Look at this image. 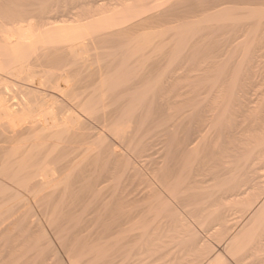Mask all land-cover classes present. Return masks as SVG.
I'll return each mask as SVG.
<instances>
[{
	"label": "bare ground",
	"instance_id": "1",
	"mask_svg": "<svg viewBox=\"0 0 264 264\" xmlns=\"http://www.w3.org/2000/svg\"><path fill=\"white\" fill-rule=\"evenodd\" d=\"M0 1H4V0H0ZM6 1L7 0H5V3H6ZM8 1H10V0H8ZM90 1H88L87 6H90L89 5ZM101 1H105V0H94V1H91L90 4L97 6V5H99V3ZM132 1H135V0H132ZM147 1L149 2V0H147ZM81 2H82V0H81ZM107 2H108V0H107ZM118 2H120V1H118ZM130 2H131V0H130ZM1 3H4V2H1ZM5 3L3 4V6L5 5ZM7 3L10 4V2H7ZM7 3H6L7 6L6 5L4 7L0 6V217H1L2 213H6V212L8 213L12 209V207L16 206L17 202L19 203V200H17V201H15L16 202L15 205H14L15 202L12 204L13 206L10 205V203L12 201H14L17 197L23 196L21 194L19 195V191L21 189H23L26 192H28L29 195H31L33 197V200L31 197V200L36 202V206H37V204H39L40 206L42 204L43 207L45 208L46 213L44 215V218L46 216V219H45L46 221L48 218L47 223L50 224L52 231L54 232V235H56L57 239L61 243L59 248L62 246L64 248V251L67 253V255L70 259L69 260L70 264H84L86 262V259L88 260L87 257H90V256L92 257L91 258L92 263H89V264H120V261L117 260V258H118V256L121 257V255H120L121 251L127 250V247L129 249H131V246L132 245L134 246V244H136V242L139 239L141 240L143 238L144 239L148 238L147 234L149 235V232L151 230V225H152L151 221L156 222L154 220H158L157 218H160L159 216L164 214V210L166 211V209L169 206L167 207V203H166L165 199L164 200L162 199L164 196L163 197L160 196V193L158 191L159 188L155 189V190L154 189L151 190V188H150V190L147 194H145L147 192L146 191L147 189H145L146 192H144V194H145L144 198H145V200L146 199L154 200L152 205L150 206V204H149L150 207L148 206L150 212H152V213L154 212V215H156L152 219L150 218V215H149L150 213L149 214L147 213L148 215H146V214H143L144 213L143 211H141V212L140 211L139 212L138 211L137 212H134V211L129 212L128 211L127 214H121V212L115 210L114 208H112V209H114L115 211H108L105 208V207L109 206V204L108 205L105 204L106 200L104 202V200H103L104 198L102 195L103 190H104V192H108L107 190L105 191L106 188L104 189V185L106 186V184H107V181H106V184H104L107 176L103 175V172H102V174H98V171L96 173L98 175L92 176V174H94V173H92L91 170L89 169L90 165L89 166H88V164L84 165V163H83L84 159L83 160L80 159L81 161L79 160L80 156L82 155V152L88 153L93 149L91 145L88 146L87 143H85L83 141L82 137H87V134H85V132H84L86 130V127H85L86 123L84 124L85 121L82 117L83 115H80L79 112L81 114L84 113L87 116L94 118V120H96V121H98V123L102 124V126L104 128L105 127L108 128V130L111 131L110 134L114 133L113 134L114 136H118L119 138L121 137L120 140H122V141H123V139H126V140L128 139L132 144L133 141L137 140L136 136H138V135H135L137 133V131L140 129L143 131V128H146L144 126L145 125L148 126L149 122L151 125V121L155 117L159 116L162 113V112H160L161 110L163 111V109H164L166 112V110L167 111H168V109L171 110L174 106H178V105L182 104L185 107L181 106L179 109L177 107H175L176 109H173L174 110V111L172 110L173 112L170 111L171 113L168 111L167 112L168 114L163 112V113H165L164 114L165 117L162 116L163 118L160 121L158 119L161 117L160 116L157 117L156 119L159 121V123L157 120L154 121L157 124V126L155 125L156 127L154 126V128H155L154 131L155 132L157 131V133H159L158 129H161V131L162 130L165 131V129L169 131V128L170 127L172 128V126L175 125L174 123L177 124L178 121H182L180 119L184 115H187L188 113L189 114L195 113V115L197 114V119H194L195 120L194 131H195L196 135L199 133L203 134V131L206 130V128L208 130L207 126H209V129H210L209 131L214 130L212 132L215 133V135L217 133L220 134V132H217V130H218L217 126L220 125L219 130L221 131V127L225 126V124H223L224 122L222 123V121H225L227 118H229V116L226 117L227 115L234 113V114H236V119L239 120L240 118L247 117L246 114L252 113V112L249 113L250 111L253 110V107H251V105L253 106L255 103H257L259 105V102L260 103H261V101L264 102L263 101L264 98L262 99V97H261V96L264 97V95H263L264 92L261 94V92L264 89H263V86H262L263 90L260 88V86H261L260 82H259V80H257L258 74L254 70L255 69L254 62L256 60L258 61V59H261L262 57H264V43H263L264 42L263 41L264 40V37H263L264 31L262 32L263 22H264V21H262V17L264 16V8L261 7V6H264L263 0H194V2H193L194 4H192V2H191V4H192V6L194 5V7L196 6L197 8L196 9L193 8L194 10L191 12L192 16L190 15V17H186V18L183 15L184 13L182 14L183 11H181V10H180V12L178 11L179 8L177 10L173 9L172 11L170 8H168L166 10L157 12L156 8L158 10L159 8L164 9V7H160L159 5H157L158 3H155V5H157L156 7L151 8V6H150V8L148 7L149 9H147L146 11L140 10V11H142V12H140V11H136L135 8L134 9L127 8L128 5L126 6L125 2H124V4H122V3L121 4L125 5V8H120L117 11L110 10V8H109L108 11L109 12L111 11V13L107 12L106 15H104V14L107 11V9L106 10L104 9L105 12H102V15L95 13V14H98V16L101 15L102 17L100 16L101 17L100 18V17L95 16V17H97L96 20H94L90 23L89 22L88 23H78V21L76 23V21H75V24L65 25V26H56L57 25L56 24L55 27H52V28H50V26H52L54 24L51 25V23H50V24H48L49 28H47V29H45V27L47 26V23L45 25L42 22H45L46 20H48L50 22V20L55 19L56 16L55 17L48 16L51 13H47L48 11H46V9H45V12L47 14L45 12H42L43 11L42 10L41 12L45 13V14L35 15L34 14L35 12L24 13L22 11L15 10V8L13 10V8L9 7V5ZM56 3H57V1H56ZM109 3H111V2H109ZM101 4H103V2L100 3V6H101ZM204 4L205 5L207 4V6L204 7ZM62 5H64V4H62ZM82 5L83 4H81L80 0H79V4H77V3L72 4V2H71V6H69V8H68L69 10L60 8L61 6L59 7L60 10H58L59 8L56 6L55 7L57 9L56 8L55 9L57 10L58 15H61V16L64 15L65 16L67 11L70 12L76 6H82ZM177 5H176V7H177ZM129 6H131V4H129ZM120 7H121V5H120ZM184 7L185 6H183V8ZM188 7H190V6H188ZM201 7L204 9L203 10L201 9V11H199L198 8H201ZM81 8H83V6L80 7V9ZM95 8H98V7H95ZM76 9H78V7ZM98 9L101 10V7ZM111 9H112V7H111ZM72 13H73V11H71V14ZM88 13H90V12H88ZM199 14L202 16H200ZM52 15H55V14L52 13ZM66 15H68V14H66ZM79 15H81V14H79ZM79 15H78V17H80ZM186 15L189 16L188 14H186ZM72 16H74V14ZM75 16H76V14H75ZM103 16H105V17H103ZM174 17L184 18L182 20H185V19L190 20V18H193L194 20H192L190 22L185 21L186 23H183L177 27H174V28H171L168 30H151V31L147 30L149 28V25L152 26L154 22L162 23V21L164 19L171 21V18H174ZM71 18H74V17H71ZM92 19H93V16H92ZM34 20L35 21L38 20L36 22H41V23H39V25H37V23L34 24L35 23ZM59 20H60V18H59ZM90 20H91V18H90ZM174 20L175 19H173L172 21H174ZM176 20H180V19L177 18ZM246 20L247 21L251 20L252 22L245 23ZM243 21H244V23H243ZM25 22H26V24L28 23L27 26L23 25V23H25ZM174 24H176V23H174ZM238 25L242 26L240 31L237 30L238 32L228 39V43H229L228 47L230 49L231 48L232 49L235 48L236 50L239 48L244 49L243 46H245L244 52L241 51L242 52L241 53L240 49H239V51L237 50L238 55L240 53L241 54L239 56V59L237 56L238 61H236L235 66L233 68L235 74L233 72H231L234 75L225 76V74L223 72H219L218 74L215 73L214 75H216V76H214V77L212 76L213 77V78L211 77L212 79L208 78L209 76L208 77L205 76V78H207L206 80L209 81V83H208V81H206L207 82V84H206L204 82V77L202 79V75H200L201 72L206 71V69H204L203 66L202 67L200 66V64H201L200 61H199V65L196 66V64H193V63L191 64L189 61H187V58L185 59L186 62H184L185 60H183L185 58L183 55L184 52L191 45L190 39H193V38H195V36L202 35L208 31L214 32V30L216 31V30H220V29H224V28L226 29V27L228 28L230 26H238ZM168 31H171V33L174 32V33H172V35L170 33L171 36H169L170 38H168V40L161 39L162 41H160V42L155 41L157 38H163V37L165 38V36L168 34L167 33ZM212 33H210V34H212ZM214 34H215V32H214ZM204 39H206V38H204ZM107 40H113L115 42V44H113V45L110 44L111 46L110 45L106 46L105 43L107 44V42H106ZM221 40H223V39H221ZM213 43H210V44H213ZM223 43H224V41H223ZM204 44H203V46H204ZM219 46H220V44H219ZM215 47H216V45H215ZM106 49H108V50L110 49V51L108 52ZM101 50H105L107 52V54L104 51L103 52L105 54L104 53L100 54V52H102ZM190 50L188 52H190ZM236 50H234V52H236ZM93 51L95 54L100 51L99 52L100 56H99V54L98 55L96 54V56H98L97 58L95 57L96 60L94 62V64L96 65V68L91 70V67H93L94 64L92 62H91L92 64L90 63L89 58L91 57V53ZM226 52H224V53H226ZM154 53L160 54L158 56H162V55L164 56V58L166 60L165 61L166 62L165 68L159 69V64H160L159 61H158V63H159L158 68H156V69L154 67V66H156L155 64H153L151 66V68L147 69V67H149V66H147L145 68L143 65V64L146 65V63H142V64H140L141 62L139 63V60L144 58L145 56L147 57L145 59L149 60V58H152V56L155 55ZM146 54H149V55L147 56ZM186 54H188V53H186ZM218 54L220 55V53H218ZM139 57H142V58L139 59ZM187 57H189V56H187ZM164 58H163V60H164ZM143 61H146V60H142V62ZM224 61H226V60H224ZM211 62H213V60ZM175 64H178L177 67ZM256 64H258V63H256ZM148 65H149V63H148ZM174 65H175V67H174ZM208 66H209V64H208ZM152 67H154V68H152ZM172 67H174V69H172ZM260 67H261V65H260ZM89 69H90V71H89ZM222 70H223V68H222ZM228 70L229 69H227V72H228ZM209 71H211V70H209ZM216 71L217 70H215V72ZM192 72L194 74H195V72H197V73H199V75H197V73H196L195 74L196 76H195L194 74H191ZM260 72H263V71H260ZM204 73H206L205 75H207V72H204ZM209 73L210 72H208V74ZM242 73H244V74H242ZM191 75H194V76H191ZM263 79H264V77H263ZM192 81H194V83H192ZM195 81H196V85H195ZM180 82H183V84H181ZM185 82H187V83L185 84ZM224 84L228 85L226 87V91H228L227 93L225 90H223ZM258 85H260V86L258 87ZM161 89L163 90L162 94L159 93L160 94V96L158 95L159 98L155 99L156 93L159 92ZM255 89H257V90L261 89L262 91L256 90L257 94H255V92H254ZM50 92H53L55 94L60 95L63 98V100L58 99V97H56L53 94H50ZM258 92H260V93H258ZM260 94H261V96H260ZM253 95L256 97L259 95L260 99L258 97H257L258 99L256 97L253 98ZM193 99H194V101L195 100L200 101L201 104L203 102L202 107L199 109L197 108V106L199 107V104L194 105V107H196L198 110L197 109L195 110V108H192L193 102H194ZM256 99L259 101L256 102L257 101ZM190 100L192 101L191 102L192 105H190V106L188 105L189 106L188 107L186 105V103L188 102V104H189ZM194 103H196V102H194ZM256 107L257 106H254V110H253L254 112L253 113H256L257 111H259V113H260V110H257V111L255 110ZM260 108H262L261 113H260L261 115L257 112L259 114V116L257 117V115H256L257 113L255 114V116L257 117L256 120H249L248 121L247 119H244L243 122H241V123L239 122V125L235 126V129L233 128L234 126L232 127L234 129V131L229 126L232 132H235L237 130V127H239L238 132L242 131L241 134L246 132V134L248 135L250 133V135L248 137L250 139L248 141L246 140L245 145L248 144L250 147H253L254 149H257V147L260 148L261 144H263V142H264V103H262L260 105ZM77 111H79V112H77ZM213 112H215V113H213ZM209 113H210L211 117H213L212 116L213 114L216 115V118L213 117V119H212V120H214L213 121L214 123L212 122L211 119H210L211 120L210 122H212V123L209 122V118H210L208 116ZM155 115H157V116H155ZM161 115H163V114H161ZM188 115H187V117H188ZM89 117H87V118H89ZM237 117H240V118H237ZM252 118H254V116ZM184 119H186V118L184 117ZM206 119L210 123V124L208 123L209 125L207 124ZM236 119H235V121H237ZM91 120H93V119H91ZM189 120H187V121H189ZM241 120L242 119H240V121ZM187 121L185 122V124L187 123ZM205 121H206V123H205ZM237 123H238V121H237ZM180 124H182V123H179V125ZM234 124L236 125V123H234ZM222 125H224V126H222ZM182 126H184V124ZM148 128H150V127H148ZM178 128H179V126H178ZM215 130H216V132H215ZM224 130H225V128H224ZM107 131H106V133H107ZM144 131H146V130H144ZM179 131H180V129H179ZM86 132L89 133V130ZM151 132H149V133H151ZM191 132L193 133V131H191ZM212 132H210L209 134H211ZM223 132H225V131H223ZM238 132L236 133V135L240 134ZM77 133H79V134H77ZM95 133H97V132H94L92 134V136ZM227 133H229V132L227 131ZM155 134L156 133H154V135ZM195 134L193 133V136ZM204 134H205V132H204ZM209 134L204 135V137H203L204 141H205V138L207 139V137H208L207 135H209ZM229 134H232V133L230 132ZM229 134H228V136H231ZM244 134H243V136L246 135V134L245 135ZM88 135H90V134H88ZM97 135H98V133H97ZM232 135H235V133ZM74 136H75V139H76V136H81L80 139L83 142H80L77 139L78 142L82 143L81 146L74 147L73 150L70 149V150H72L71 152L68 151L69 153L67 155H65L61 159L60 158L58 159L56 157V154L58 152H60L62 150H66L67 147L69 149L70 146H68V145L75 144V142H74L75 140L72 141ZM146 136H147V134H146ZM181 136H183V135H181ZM191 136L186 140H184V139L182 141L178 140L179 143L176 142L178 144V147L181 148L180 152L182 154L179 152L180 156L183 154L184 155L186 154L185 156H187L186 160H187L188 164H183V166H181L177 170H174L173 172L168 171L163 176L161 174L162 177L160 175H158V177L152 178V179H154V181H156V179L158 180L159 177H161L159 179L160 181H158V182H160L162 184L163 188H165L167 191H169L171 196H173L175 199L177 198V200L179 199L180 202L182 203L183 207H187L184 205H188L189 204L188 200L190 198L194 197L195 192H196L194 190V187H196L194 184H196V183L200 184L201 181H199L197 179V177L199 175H201V174H199L200 171L205 169V167H206L205 165H207V163H206L203 167V165L200 166L198 164L199 163V161H198L199 155L201 156V154H202V156H203V154L207 151V147L204 146L205 144L207 145V141L205 144H203L204 143L203 142V143H199L197 146L196 142L198 143V141H197L198 137L194 136V138H193V136H192V138H191ZM235 136L233 137L234 140H235ZM238 136L240 138V135H238ZM108 137L109 136H107V138ZM226 137H227V135H226ZM119 138H117V140ZM200 138L201 137H199V139ZM229 138L230 137H228L227 140H230ZM175 139H177V138H175ZM212 139H213V137H212ZM84 140L86 141L87 139L84 138ZM117 140L115 139V141H117ZM144 140H146V139H144ZM171 140H172V138H171ZM216 140H217V138H216ZM143 141H141V142H143ZM211 141H210V143H211ZM78 142H76L77 145H79ZM86 142H90V141H86ZM100 142H102V141L100 140ZM173 142H175V141H173ZM92 143H94V142H92ZM171 143H172V141H171ZM237 143H238V140H237ZM103 144H104V142H103ZM134 144H132V145H134ZM137 144L140 145V143H137ZM202 144H203V146H202ZM242 144H243V142H242ZM242 144H240V145H242ZM248 145H246V146H248ZM73 146H75V145H73ZM143 146H145V145H143ZM156 146H154V148ZM175 146H176V144L174 143V147ZM96 147L94 148V150L96 149ZM104 147H106V146H104ZM234 147H236V146H234ZM262 147L264 148V145H262ZM127 148H128V146H127ZM230 148H231V146H230ZM240 148H241V146H239V149ZM82 149H84V150L82 151ZM175 149H178V148H175ZM201 149H203V150H201ZM247 149H249V148H247ZM254 149H253V151H254ZM79 150H81L82 152H80ZM100 150L102 151V149H100ZM204 150H206V151H204ZM212 150L213 149H211V151ZM116 151H118V150H116ZM119 151H118V153H119ZM214 151H216V150H214ZM256 151L258 152L259 150L257 149ZM108 152H107V154L111 153L110 155L114 156V161L120 157V154L117 155V153L113 149H111V151L109 153ZM199 152H201V153L199 154ZM227 152H230V151H227ZM235 152H236V150H235ZM260 152H262V149H260ZM260 152H258V153H260ZM253 153L256 154L255 151ZM101 154L98 153V155H101ZM103 154H104V152H103ZM210 154L213 155L215 153L210 152ZM234 154H236V153H234ZM252 154L250 155L251 157H252ZM261 154L260 155L258 154L259 156H261V160H260L261 166H259L257 168H259L258 171H260V172L262 171L263 173L262 172H261V174L259 173L260 175L258 176L256 171H254L256 168H254L253 171H254V173L257 174L255 178L259 177L260 179H263L261 181H264V171L262 170V169H264V166H263L264 165V153H261ZM110 155H108V156H110ZM148 155H150V154H148ZM241 155H242V153H241ZM258 155H257V157H258ZM146 157H147V155H146ZM165 157L166 156H164V158ZM209 157H211V156H209ZM217 157H219L218 153H217ZM237 157H234V158H237ZM122 158H124V156ZM144 158H145V156H144ZM240 158H242V157H240ZM244 158H245V156H244ZM97 159H98V157H97ZM168 159L170 160V158H167V160ZM86 160L88 162V158ZM109 160H110V158H109ZM165 160H166V158H165ZM257 160L259 163V159H257ZM62 161H64V164H59ZM123 161H124V159H123ZM123 161L121 163H123ZM125 161H127V160H125ZM195 161H198V163L195 164ZM206 161H207V159H206ZM245 161H247V160H245ZM248 161H249V159H248ZM203 162H205V161H203ZM253 162H254V160H253ZM81 163H83V164H81ZM200 163H201V160H200ZM221 163H220V166L222 167L223 164H221ZM254 163L258 164L257 161ZM254 163L252 165L253 167H254ZM260 163H259V165H260ZM226 164H227V166H230L232 163L230 164V162H229V165H228V163H226ZM246 164H247V162H246ZM96 165H97V163L95 164V166ZM106 165H105V170H107ZM246 166H248V164ZM246 166H244V167H246ZM232 168L233 167H231L229 169H232ZM250 168H252V167H250ZM213 169H214V167H213ZM229 169L227 170V167H226V170L231 172L232 170H229ZM235 169H236V167H235ZM95 170H97V169L95 168ZM121 170H122V168H121ZM132 170L134 171V169H132ZM208 170H211V169H208ZM114 171L116 172V170H114ZM223 171H225V170H223ZM233 171H234V169H233ZM137 172H138V170H137ZM153 172H151L150 174H152ZM230 172H228V173H230ZM99 173H100V171H99ZM160 173H161V171L157 174H160ZM108 174H109V172H108ZM222 174H223V172H222ZM224 174H226V172H224ZM116 175L118 176V172L116 173ZM138 175H139V173H138ZM243 175H244V173H243ZM112 176H114V175H112ZM129 176H130V174L128 175V177ZM235 176H233V177H235ZM229 177H231V176H229ZM109 178L107 177V179H109ZM210 178H212V177H210ZM227 178L224 179L225 180L224 183L226 181H229V182H227L225 185L229 184L230 181L231 182L234 181V180L233 181L230 180L229 178L227 180ZM235 178H237V177H235ZM235 178H233V179H235ZM238 178H239V176H238ZM241 178H242V176H241ZM255 178L253 180H255ZM222 179H223V177H222ZM134 180H133V182H134ZM141 180H143V178H141ZM215 180H218V179H215ZM251 180H250V182H251ZM237 181L240 183L241 179H239ZM147 182H146V185L148 186ZM206 182H207V180H206ZM220 182H221V180H220ZM224 183L222 182L219 185L220 186L222 185L223 187H225V185H223ZM119 184H120V181H119ZM125 184H123V185H125ZM131 184H132V186H131V188H132L134 183H131ZM156 184H158V183H156ZM231 184H229V185H231ZM233 184L236 185L235 187L238 188L237 190L241 189L239 187V185L236 184V182H234ZM241 184H244V183H241ZM253 184H255V181ZM257 184H258V182H257ZM257 184H256V186L258 187ZM201 185H203V183ZM108 186L110 188V184H108ZM117 186H118V184H117ZM120 186L121 185H119V187ZM136 186H135V188H136ZM144 186H142V187H144ZM228 186H227V188H228ZM121 187H123V186H121ZM139 187L141 188V186H139ZM217 187H218V185H217ZM230 187H232V186H230ZM230 187L228 189H225L226 192L228 190V192H227L228 194H232L233 192H235L233 190H236V188L233 190H230ZM248 187H249V185H248ZM115 189L113 190V192H116ZM119 189H121V192H122V188H119ZM245 189H247V187L242 188V191H245V193L239 192V191H237L238 194L233 193L232 195L235 197H232V196L229 197V195H225V193H226V192H224L225 190L223 191L224 192L223 194L225 196L223 194H221L223 196H220L219 192H221V191H219L216 194L217 195L219 194L218 197L219 196L221 197L220 200H222V199L225 200L228 197L229 198L232 197V199L238 198V197H236V194L240 198H241L240 195L243 196L245 194L246 197L245 196H243V197L248 199L249 193L247 190L249 188L247 190H245ZM118 190L116 193H118ZM126 190H128V189H126ZM138 190H141V189H138ZM196 190H198V189H196ZM229 190L232 192H230ZM256 190L258 191V189H256ZM162 191H163V189H162ZM202 191H204V190H202ZM205 192H207V191H205ZM23 193H25V192H23ZM197 193H199V192H197ZM200 194L203 195L201 192H200ZM196 195H195V197H197ZM212 195H214V193ZM247 195H248V197H247ZM28 196H26V197H28ZM116 196L118 197V195H116ZM116 196H113V197H116ZM135 196H137L136 193H135ZM120 197H121V195H120ZM201 197L202 196L199 195L200 199H202ZM215 197H216V195H214V198ZM218 197H216L217 201H219ZM23 198H24V196H23ZM116 198H115V200L113 198L114 202L116 201V203H117L116 205H114V207L117 206L118 204L121 205V203L118 202L119 200L117 199L118 200L117 201ZM129 198H131L130 195H129ZM240 198H238V199H240ZM46 199H48V201ZM196 199H198V198H196ZM205 199H206V197H205ZM216 199H215L214 203L217 202ZM26 200H28V199H26ZM113 200H111V201H113ZM152 200H150V201L152 202ZM224 200H223V202H224ZM227 200H225V201H227ZM132 201H134V200H132ZM199 201H201V200H199ZM176 202H178V201H176ZM194 202H193V204H194ZM223 202H221V203H223ZM263 202H264V200H263ZM32 203H34V202H32ZM218 203L220 204V202H218ZM246 203H251V202L248 199V201ZM133 204H135V203H133ZM193 204H191V205H193ZM28 205H26V208L28 207ZM39 205L37 207H40ZM123 205H125V204H123ZM182 205H180V206H182ZM223 205H225V202ZM244 205H246V204L244 203ZM253 205H255V204H253ZM17 206L19 207V205H17ZM193 206H195V205H193ZM225 206L227 207V205H225ZM16 207H14L15 211L18 209V207H17V209H16ZM175 207H177V206H175ZM183 207H181V208H183ZM216 207L218 208V206H216ZM226 207H224V208H226ZM23 208H25V207H23ZM26 208H25V210L27 211L28 208L27 209ZM107 208H110V207H107ZM120 208L118 210H120ZM261 208H264V203H262V202H261V206L257 210H255L253 213L256 212L255 214H258V212H259V214H261L260 213ZM174 209H176V208H174ZM200 209H201V207H200ZM244 209L246 210V208H244ZM29 210L32 211L33 209H30V207H29ZM196 210H197V208H196ZM208 210H209V208H208ZM245 210L243 211V213L244 212L247 213V211H245ZM162 211H163V213H161ZM170 211L168 213H170V215H173V214H171ZM215 212L217 213V211H215ZM27 213H29V211ZM38 213H39V211H38ZM43 213L44 212L42 211V214ZM202 213H204V212H202ZM253 213H251V215ZM24 214H25V212H24ZM195 214H197V213H195ZM213 214H215V213L213 212ZM226 214H228V213H226ZM3 215H5V214H3ZM8 215H9V213H8ZM32 215H34V213H32ZM170 215H168V216L171 219L172 217H170ZM218 216H217V218H218ZM173 217H174V215H173ZM214 217H215V215H214ZM255 217L257 219L259 216L257 215ZM21 218H23V217H21ZM196 218H197V216H196ZM220 218H221L220 221L223 223L219 224V225H222L223 229L225 227V230L226 229L228 230L233 222L231 223V225L227 226L228 228H226V226H224V223L227 224L226 220H225V215H223L222 217H219V219ZM262 218H264V217H262ZM180 219H179V221H180ZM219 219H217V220H219ZM226 219H227V216H226ZM259 219H260V217H259ZM211 220H213V219H211ZM167 221H169V219ZM170 221H169V224H170ZM22 222H23V220H22ZM24 222H25V220H24ZM26 222H27V225L31 223V227H32V226H34V224H35L34 222H36V221L32 220L31 222L30 221L29 222L26 221ZM207 222L208 221H206V223ZM228 222H230V221H228ZM260 222L262 223V219L260 220ZM211 223H212V221H210V224ZM4 224L5 223H3V226H4ZM165 224H167V223H165ZM252 224H254V223H252ZM217 225H218V222H217ZM174 226H176V224ZM177 226L179 227V225H177ZM208 226H207V228H209ZM242 226H244V225H242ZM31 227L29 226L28 229H30ZM211 227H213V226H211ZM14 228H15V226H14ZM34 228H35V226H34ZM1 229H2L1 230L2 232L3 231L7 232L6 225H5V228L4 227L2 228V225H1ZM37 229H39V227L36 228V230H34V231H37ZM214 229H215V227H214ZM232 229H234V228H232ZM171 230H172V225H171ZM241 230H243L242 227H241ZM40 231H38V232H40ZM231 231L232 230H230V231L228 230V232H231ZM235 231H234V233H235ZM243 231L239 230L238 232H236V235L231 234V237L227 238V249H229V251L233 250L234 254H238V253H241V251H247L249 249L248 255L253 256L254 254H257L264 249V232L256 237L255 234L254 235L253 234L243 235L244 234ZM263 231H264V228H263ZM38 232H36V233H38ZM226 232L227 231H225L224 234L227 237L228 233H226ZM3 233H2V236H3ZM14 233H15V229H14ZM167 233H169V232H167ZM170 233H172V232H170ZM206 233H207V231H206ZM224 234H223V236H224ZM5 235H6V233H5ZM40 237H41V235H40ZM217 237H219V235ZM153 238H154V236H153ZM192 239H193V237H192ZM196 239H198V238H196ZM214 239H215V237H214ZM39 241H41V240H39ZM47 241H48V239H47ZM143 241H145V240H143ZM216 241H217V239H216ZM20 242H18V243H20ZM41 242L38 243L40 245L36 244L33 248L29 247L28 252L25 253V255H28V253L31 254L30 252L35 251L34 253L33 252L32 253L33 254L37 253V257H39V255H40L39 253H41L40 250L42 249L41 248ZM48 242H45L46 246L44 245L45 249L47 247L46 251L44 249V251L46 253L49 251L48 249L50 248V246H47V244L50 243V242L49 243ZM140 243H142V242H140ZM150 243H151V241H150ZM203 243H201V245ZM43 244L44 243H42V245ZM142 244H145V243H142ZM33 245H34V243H33ZM16 246H18V245H16ZM172 246H174V245L172 244L171 247ZM21 247H19V248H21ZM155 247H157V246H155ZM197 247L198 246L196 243L195 249ZM25 248H26V246H25ZM186 248H187V246H186ZM198 249L200 250L201 248H198ZM198 249H196V252ZM209 249L211 250L212 247H210ZM209 249H208V251H209ZM131 250L134 251L133 248ZM156 250H158V249H156ZM177 250H178V248H177ZM177 250L176 251L174 250V251L177 252ZM190 250L191 249H189V251ZM206 250H207V248H206ZM213 250H215V249H213ZM213 250H212V252H213ZM7 251L9 252L10 250H7ZM143 251H146V250H143ZM224 251H226V250L224 249ZM229 251H227L226 253H228ZM193 252H194V250H193ZM209 252L212 253L211 251H209ZM122 253H124V252H122ZM182 253H183V251H182ZM33 254L29 255V256L31 257V256H33ZM195 254H193V255H195ZM244 254H245V252H244ZM127 255H129V254H127ZM142 255H143V253H142ZM185 255H188V254H185ZM193 255L191 254L192 257H193ZM208 255H210V254H208ZM137 256H139V255H137ZM156 256H157V254H156ZM156 256H155V259H156ZM169 256H171V255H169ZM205 256H206V254H205ZM227 256H229V255H227ZM128 257H130L132 259L131 256H128ZM231 257H233V256H231ZM1 258H0V260L2 261ZM84 258H86V259H84ZM152 258H154V257H152ZM186 258H189V257L186 256ZM193 258H195V257H193ZM204 258L205 257H202L201 261H197V263H199V264H202L200 262L204 263V261L206 260ZM206 258H208V257L206 256ZM19 259H20V261H19ZM19 259L17 260L18 262H21V260H23L21 262L22 264H24V261H25V264H36L39 262V260L42 259V257H39L38 262H37V259H35V257H34V262H31V260L28 258H27V261H26V258H24V259L19 258ZM56 259H58V256L56 257ZM180 259L181 258H179V260ZM209 259H211V260L208 264H223V260H224V259H222V262H221V257H219L217 255H215L214 258L210 257ZM50 260L53 261V259H50ZM135 260H138V259H135ZM164 260L165 261H163V262H166V259H164ZM168 260L170 261V259H168ZM32 261H33V259H32ZM128 261H129V258H128ZM150 261H152L151 258H150ZM207 261H208V259H207ZM5 262H3V263H5ZM183 262L186 263L185 259ZM45 263L46 262L39 263V264H45ZM144 263L146 264L147 262L145 261L142 264H144ZM170 263H172V262L170 261ZM189 263H190V259H189ZM47 264H48V262H47ZM53 264H54V262H53ZM152 264H154V263H152Z\"/></svg>",
	"mask_w": 264,
	"mask_h": 264
},
{
	"label": "rangeland",
	"instance_id": "2",
	"mask_svg": "<svg viewBox=\"0 0 264 264\" xmlns=\"http://www.w3.org/2000/svg\"><path fill=\"white\" fill-rule=\"evenodd\" d=\"M16 1V2H15ZM56 1H57V3H56ZM10 0V1H6V3L7 2H10V4H8L9 5V7H12L13 8V10H14V8H15V10H19V11H22V12H24V13H28V12H35L34 14L35 15H39V14H45L46 12H45V9H46V11H48L47 13H51L50 15H48V16H53V17H55L56 16V18L55 19H53V20H50V22L48 21V20H46L45 22H42V23H44L45 25H46V23H47V26L45 27V29H47V28H49V26H48V24H50L51 23V25L52 24H54V25H52V26H50V28H52V27H55V25L56 26H65V25H71V24H75V21H76V23H77V21H78V23H90V22H92V21H94V20H96V18L97 17H100L101 15H102V12H105V10L107 9V11L105 12V14L104 15H106L107 14V12H109L108 10H109V8H110V10H113V11H117V10H119L120 8H125V5L127 6V8H130V9H134L135 8V10L136 11H140V10H143V11H146L147 9H149L150 8V6H151V8L152 7H156L157 5H159L160 7H164V9L163 8H159L158 10H157V8H156V11L157 12H160V11H163V10H166V9H168V8H170L171 9V11L173 10V9H175V10H177L178 8H179V12H180V10L181 11H183L182 12V14L184 15V17L186 18V17H190V15L192 16V11L194 10V9H196L197 7L195 6L194 7V5L192 6V4H194L193 2H194V0H149V2L147 1V0H135V1H132L131 0V2H130V0H108V2H107V0H105V1H101V2H103V4H101V6H100V3H99V5H97V6H95V5H93V4H90L91 3V1H94V0H82V2H81V0H80V3L81 4H83L82 6H83V8H81L80 9V7H82V6H76L75 8H73V10H71V11H73V13L71 14V11L70 12H66V14H68V15H66L65 14V16L63 15V16H61V15H58L57 14V8L56 7H60V8H63V9H68L69 8V6H71V2H72V4L73 3H77V4H79V0ZM69 1V2H68ZM88 1H90V3H89V5L90 6H87L88 5ZM118 1H120V2H118ZM122 1V2H121ZM142 1V2H141ZM173 1V2H172ZM176 1V2H175ZM1 2H4L5 3V0L4 1H0V6L1 7H4L5 5H6V3H5V5L3 6V4L4 3H1ZM85 2V3H84ZM109 2H111V3H109ZM124 2H125V5H122V4H124ZM152 2V3H151ZM163 2V3H162ZM172 2V3H171ZM191 2H192V4H191ZM114 3V4H113ZM122 3V4H121ZM155 3H158L157 5H155ZM179 3V4H178ZM182 3V4H181ZM184 3V4H183ZM186 3V4H185ZM62 4H64V5H62ZM69 4V5H68ZM121 5V7H120V5ZM129 4H131V6H129ZM139 4V5H138ZM152 4V5H151ZM155 6H154V5ZM167 4V5H166ZM179 6H178V5ZM263 4H264V0H263ZM11 5V6H10ZM54 5V6H53ZM68 5V6H67ZM106 5V6H105ZM114 5V6H113ZM141 5V6H140ZM169 5V6H168ZM176 5H177V7H176ZM7 6V5H6ZM15 6V7H14ZM56 6V7H55ZM93 6V7H92ZM108 6V7H107ZM123 6V7H122ZM183 6H185L184 8H183ZM188 6H190V7H187ZM207 6V4L205 5L204 4V7H206ZM78 7V9H76ZM86 7V8H85ZM91 7V8H90ZM95 7H98V8H100L101 7V10L100 9H98V8H95ZM111 7H112V9H111ZM119 7V8H118ZM142 7V8H141ZM149 7V8H148ZM175 7V8H174ZM262 8H264V6H261ZM44 8V9H43ZM56 8V9H55ZM60 8L58 9V10H60ZM85 8V9H84ZM90 8V9H89ZM116 8V9H115ZM183 8V9H182ZM194 8V9H193ZM38 11H36V10ZM48 9V10H47ZM93 9V10H92ZM105 9V10H104ZM115 9V10H114ZM199 9V11H201V9L203 10L204 8H198ZM43 10V11H42ZM51 12H50V11ZM62 10V9H61ZM69 10V9H68ZM81 10V11H80ZM87 10V11H86ZM89 10V11H88ZM95 10V11H94ZM104 10V11H103ZM174 10V11H175ZM45 12V13H42V12ZM112 11V12H113ZM155 11V12H156ZM37 12V13H36ZM77 12V13H76ZM88 12H90V13H88ZM94 12V13H93ZM101 12V13H100ZM140 12H142V11H140ZM189 12V13H188ZM46 13V14H47ZM52 13L53 14H55V15H52ZM70 13V14H69ZM95 13H98V14H101L100 16H98V14H95ZM109 13H111V11L109 12ZM108 13V14H109ZM74 14V16H72ZM75 14H76V16H75ZM79 14H81V15H79ZM186 14H188L189 16H187ZM58 15V16H57ZM78 15L80 16V17H78ZM200 15V14H199ZM69 16V17H68ZM89 16V17H88ZM92 16H93V19H92ZM95 16H97V17H95ZM200 16H202V15H200ZM68 17V18H67ZM71 17H74V18H71ZM102 17V16H101ZM100 17V18H101ZM103 17H105V16H103ZM264 17V16H263ZM262 17V21H264V18ZM59 18H60V20H59ZM71 18V19H70ZM90 18H91V20H90ZM180 19V20H176V19ZM174 17V18H171V21L170 20H163L162 21V23H157V22H154L153 23V25L152 26H150L149 25V28L147 29L148 31H151V30H168V29H171V28H174V27H177V26H179V25H181V24H183V23H186V22H190V21H192V20H194L193 18H190V20H182V19H184V18H182V17ZM74 19V20H73ZM85 19V20H84ZM173 19H175L174 21H172ZM70 20V21H69ZM90 20V21H89ZM99 20V19H98ZM196 20V19H195ZM33 21V20H32ZM35 21V20H34ZM36 21H38V20H36ZM35 21V23L34 24H36L37 23V25H39V23H41V22H36ZM49 23H48V22ZM182 21V22H181ZM186 21V22H185ZM71 22V23H70ZM74 22V23H73ZM247 22H252L251 20H246L245 21V23H247ZM174 23H176V24H174ZM243 23H244V21H243ZM165 24V25H164ZM23 25L24 26H27L28 25V23L26 24V22L25 23H23ZM152 29H151V28ZM157 27V28H156ZM168 27V28H167ZM239 27V28H238ZM241 27L242 26H240V25H238V26H230V27H226V29L224 28V29H220V30H214V32H215V34H214V32L213 31H208V32H206V33H204V34H202V35H197V36H195V38H193V39H190L191 41V45H190V47L184 52V59L183 60H185L186 58H187V61H189L191 64L193 63V64H196V66L197 65H199V61H200V66L202 67H204V69H206V71H204V72H207V75H205L206 73H204V72H201V74L200 75H202V79H203V77H204V82L207 84V82L206 81H208V80H206L207 78H205V76L206 77H208V78H211L212 76L214 77V76H216V75H214L215 73H219V72H223L224 74H225V76H232V75H234L235 74V72H234V66H235V63H236V61H238V59H239V56H240V54L242 53L241 51H243L244 52V50H245V46H243L244 47V49H240V54L238 55V52H237V50L239 51V49H235V48H229L228 47V39L230 38V37H232L233 35H235L238 31H240V29H241ZM238 30V31H237ZM230 31V32H229ZM264 31V22H263V29H262V32ZM213 32V33H212ZM168 34L165 36V38L163 37V38H157L155 41L157 42H160V41H162L161 39H165V40H168V38H170L169 36H171L172 35V33H174V32H172L171 33V31H168L167 32ZM170 33H171V35H170ZM210 33H212V34H210ZM231 34V35H230ZM225 35V36H224ZM202 36V37H201ZM215 36V37H214ZM228 38H227V37ZM221 37V38H220ZM263 37H264V32H263ZM204 38H206V39H204ZM212 38V39H211ZM214 38V39H213ZM159 39V40H158ZM221 39H223V40H221ZM226 39V40H225ZM211 40V41H210ZM214 40V41H213ZM220 40V41H219ZM223 41H224V43H223ZM264 41V40H263ZM107 42V44L105 43V45L106 46H108V45H110V44H115V42L113 41V40H107L106 41ZM109 42V43H108ZM214 42V43H213ZM205 43V44H204ZM207 43V44H206ZM210 43H213V44H210ZM264 43V42H263ZM203 44H204V46H203ZM219 44H220V46H219ZM215 45H216V47H215ZM111 46V45H110ZM198 46V47H197ZM228 48V49H227ZM191 49V50H190ZM207 49V50H206ZM217 51H215V50ZM225 49V50H224ZM108 52L110 51V49L108 50V49H106ZM190 50V52H188ZM222 50V51H221ZM233 50V51H232ZM234 50H236V52H234ZM102 52H100V54H102V53H106L107 54V52L105 51V50H101ZM104 51V52H103ZM195 51V52H194ZM209 51V52H208ZM211 51V52H210ZM227 51V52H226ZM99 52L98 53H96L97 55L99 54ZM207 52V53H206ZM224 52H226V53H224ZM231 52V53H230ZM233 52V53H232ZM104 53V54H105ZM186 53H188V54H186ZM218 53H220V55L218 54ZM96 54L94 53V51L91 53V57L89 58V60H90V63L92 62L93 64H94V62H95V60H96V58L98 57V56H96ZM100 54H99V56H100ZM150 54V53H149ZM149 54H146L147 56L149 55ZM155 55H153L152 56V58H149V60H147V59H145V58H147L146 56L144 57V58H142V57H139V59L140 58H142V59H140L139 60V63L140 64H142V63H146V65L145 64H143L144 65V67L146 68L147 66H149V67H147V69L148 68H151V66L153 65V64H155L156 66H154L155 67V69L156 68H158V64H159V69H162V68H165V66H166V60H165V58H164V56L162 55V56H158V55H160V54H157V53H154ZM205 54V55H204ZM235 54V55H234ZM186 55V56H185ZM226 55V56H225ZM157 56V57H156ZM187 56H189V57H187ZM237 56H238V59H237ZM96 57V58H95ZM159 57V58H158ZM203 57V58H202ZM232 57V58H231ZM94 58V59H93ZM163 58H164V60H163ZM225 58V59H224ZM203 59V60H202ZM142 60H146V61H143L142 62ZM182 60V61H183ZM191 60V61H190ZM213 60V62H211ZM218 60V61H217ZM224 60H226V61H224ZM158 61H159V63H158ZM224 61V62H223ZM153 62V63H152ZM155 62V63H154ZM184 62H186V60L184 61ZM91 63V64H92ZM148 63H149V65H148ZM205 63V64H204ZM256 63H258V64H256ZM204 64V65H203ZM208 64H209V66H208ZM212 64V65H211ZM261 65V67H260V65ZM176 65V67H177V65L178 64H175ZM175 65H174V67H175ZM188 65V64H187ZM162 66V67H161ZM217 66V67H216ZM154 67H152V68H154ZM174 67H172V69H174ZM254 67H255V72H257V74H258V76H257V80H259V82H260V85H258V87L260 86V88L262 89V86H263V89H264V79H263V77H264V57H262L261 59H258V61L256 60L255 62H254ZM96 68V65L94 64L93 65V67H91V70L92 69H95ZM209 68V69H208ZM222 68H223V70H222ZM229 69L228 70V72H227V69ZM213 69V70H212ZM209 70H211V71H209ZM215 70H217L216 72H215ZM89 71H90V69H89ZM260 71H263V72H260ZM208 72H210L209 74H208ZM231 72H233V73H231ZM197 72H195V74H196ZM204 73V74H203ZM191 74H194L193 72L191 73ZM194 74V75H195ZM211 74V75H210ZM242 74H244V73H242ZM194 75H191V76H194ZM197 75H199V73H197ZM204 75V76H203ZM196 76V75H195ZM262 76V77H261ZM212 77V78H213ZM211 78V79H212ZM259 78V79H258ZM262 78V79H261ZM263 84H262V83ZM181 84H183V82H180ZM187 82H185V84H186ZM192 83H194V81H192ZM208 83H209V81H208ZM198 84V83H197ZM195 85H196V81H195ZM180 86V85H179ZM228 85L227 84H224V88H223V90H225L226 91V87H227ZM198 89V88H197ZM261 89H255V94H257L256 93V90L257 91H259V90H261ZM262 89V90H263ZM261 90V91H262ZM162 89L159 91V92H157L156 93V97H155V99H157V98H159L158 97V95L160 96V94L159 93H161L162 94ZM260 91V92H261ZM224 92V91H223ZM228 91H226V93H227ZM253 92V93H254ZM260 92H258V93H260ZM264 92V90L261 92V94ZM50 94H53V95H55L56 97H58V99H60V100H63V98L60 96V95H58V94H55V93H53V92H50ZM254 94V95H255ZM261 94H260V96H261ZM253 95V98H255L256 96H254ZM264 95V94H263ZM258 98H259V95L257 96ZM256 97V98H257ZM262 97V99L264 98L263 96H261ZM257 98V99H258ZM256 99V100H257ZM260 99V98H259ZM192 100V99H191ZM190 100V102H189V104H188V102L186 103V105L188 106H190V105H192L191 104V101ZM193 101H194V99H193ZM259 100H257L256 102H258ZM263 101H264V99H263ZM194 102H196V103H194ZM193 102V106H192V108H195V110L198 108H201L202 107V104H203V102H202V104H201V102L200 101H197V100H195ZM262 103H264V102H262L261 101V103L259 102V105L257 104V103H255L253 106L251 105V107H253V110H254V106H257L256 107V111L257 110H260V113H261V110H262V108H260V105L262 104ZM198 105L199 104V107L197 106V108L196 107H194V105ZM257 104V105H256ZM185 107V106H183L182 104L181 105H178V106H174L171 110H169L168 109V111L170 112V111H172L173 109H176L175 107H177L178 109L180 108V107ZM186 106V107H187ZM188 106V107H189ZM263 106V105H262ZM261 106V107H262ZM250 107V108H251ZM191 108V107H190ZM260 108V109H259ZM177 109V110H178ZM187 109V108H186ZM189 109V108H188ZM197 109V110H198ZM252 109V108H251ZM250 109V110H251ZM250 111L249 113H251V114H246V116L248 117H244V118H240V117H237V118H240V119H242L241 121H240V119L239 120H237L236 119V114H234V113H232V114H230V115H227L226 117H228L229 116V118H227L225 121H222V123L223 124H225V126L224 125H222V126H224V127H221V131L219 130L220 129V125H218L217 126V132H220V134L219 133H217L216 135H215V133H213L212 131H214V130H211V131H209L210 129H209V126H207L208 127V130H207V128H206V130H204L203 131V134L202 133H199V134H195V131H194V124H195V120L194 119H197V114L195 115V113L194 114H187L188 115V117H187V115H184L180 120H182V121H178L177 122V124L176 123H174L173 125L174 126H172V128L174 129H172L171 127L169 128V131L168 130H166L165 129V131L164 130H162L161 131V129H158V131H159V133H157V131L155 132L154 131V126L156 125L157 126V124L154 122L155 120H157L156 118L157 117H161V118H159L158 120L160 121L163 117H165L164 116V114L165 113H167L168 111L166 110V112H165V110L163 109V111L161 110L160 112H162L161 114H163V115H161L160 113V115L159 116H157V115H155V116H157V117H155L152 121H151V125H150V122L147 124L148 126H144V127H146V128H143V131L140 129V130H138L137 131V133L135 134V135H138V136H136V138H137V140H135V141H133L132 142V144H134V145H132L131 144V142L127 139H123V141L122 140H120L121 139V137L119 138L118 136H114L112 133L110 134V130H108V128H104L103 126H102V124H100V123H98V121H96V120H94V118H92V117H89V116H87L86 114H84V113H80L79 111H77V112H79V114L80 115H83L82 117H83V119H84V124L86 123V130L84 131L85 132V134H87V137H82L83 138V141L85 142V143H87V145L89 146V145H91L92 146V150L90 151V152H88V153H86V152H82L84 149H82V151L81 150H79L80 152H82V155L80 156V158H79V160L81 159V160H83L84 159V161H83V163H84V165L85 164H88V166L90 165V167H89V169L91 170V172L92 173H94V174H92V176H94V175H98V174H102V172H103V175H106L109 179H107V177H106V179H105V183L104 184H106V181H107V184H106V186L104 185V189H105V191L107 190L108 192H104V190H103V200H104V202H105V200H106V203L105 204H109V206H107V207H110V208H107V207H105L108 211H115V210H117V211H119V212H121V214H127V212L129 211H134V212H141V211H143L142 213L143 214H146V215H148L149 213V215H150V218L152 219V218H154L156 215H154V212L152 213V212H150V210H149V207L152 205V203H153V201L154 200H152V199H146L145 200V198H144V196H145V194H147L148 192H149V190H150V188H151V190H155V189H158V191H159V193H160V196L161 197H163L162 199L164 200L165 199V201H166V203H167V209H166V211L164 210V214H162V215H160L159 217L160 218H157L158 220H154V221H156V222H153V221H151L152 222V225H151V230H150V232H149V235L147 234V237L148 238H143V239H139L137 242H136V244H134V246L132 245H130L131 246V249L133 248V250L134 251H132L131 249H129L128 247H127V250H124V251H121V253H120V255H121V257H119L118 256V258H117V260H119L120 261V264H134L135 262V264H142L143 262H147L146 264H152V263H154V264H184L185 262H183L184 261V259H185V261H186V263L185 264H199V263H197V261H201V259H202V257H205L204 259H206L205 261H204V263L203 262H200V263H202V264H208L209 262H210V260L211 259H209L210 257H213L214 258V256L215 255H217V256H219V257H221V262H222V259H224L223 260V264H264V249L262 250V251H260L259 253H257V254H254L253 256H249L248 255V251H249V249L247 250V251H241V253H238V254H234V252H233V250H230L229 251V249H227V238H229V237H231V234L232 235H236V232H238L239 230L240 231H243V235H250V234H255V236L257 237V236H259L260 234H262L264 231H263V228H264V218H262V217H264V208H261L260 210H261V214H259V212H258V214H255V213H253L255 210H257L260 206H261V202L262 203H264L263 202V200H264V181H261V180H263V179H260L259 177H257V178H255L256 177V175L258 174V176L261 174V172L260 171H258L259 170V168H257V167H259V166H261V163H260V160H261V156H259L261 153H264V148L262 147V145H264V142H263V144H261V146H260V148L259 147H257V149L259 150L258 152H260V149H262V152H260V153H258L256 150L257 149H254L253 147H250L248 144H246V145H248V146H246L245 145V142H246V140L248 141L250 138H248L249 137V135H250V133L247 135L246 134V132H244V133H242L241 134V132L242 131H240V132H238V130H239V127H237V132L238 133H240V134H237L236 135V131L235 132H232L231 131V129H230V127L232 128L233 126V128L235 129V126H237V125H239V122L241 123V122H243L244 121V119H247L248 121L249 120H256L257 119V117L259 116V111H255L256 113H253L254 111ZM174 111V110H173ZM172 111V112H173ZM163 112H165V113H163ZM102 113V112H101ZM171 113V112H170ZM213 113H215V112H213ZM212 113V114H213ZM168 114V113H167ZM253 114V115H252ZM255 114L257 115V117L255 116ZM85 115V116H84ZM195 115V116H194ZM261 115V114H260ZM163 116V117H162ZM208 116L210 117L209 118V122L213 119V117H215L216 118V115L215 114H213L212 116L213 117H211L210 116V113L208 114ZM254 116V118H252ZM87 117H89V118H87ZM184 117L186 118V119H184ZM87 118V119H86ZM214 118V119H215ZM231 118V119H230ZM234 118V119H233ZM91 119H93V120H91ZM190 119V120H189ZM211 119V120H210ZM235 119L238 121V123H237V121H235ZM157 120V121H158ZM185 120V121H184ZM187 120H189V121H187ZM159 121H158V123H159ZM187 121V123L185 124V122ZM206 121H207V119H206ZM206 121H205V123H206ZM214 120H212V122H213ZM216 121V120H215ZM153 122V123H152ZM208 121H207V124L209 123ZM212 122H210V123H212ZM227 122V123H226ZM155 123V124H154ZM179 123H182V124H180L179 125ZM190 123V124H189ZM209 123V124H210ZM214 123V122H213ZM234 123H236V125L234 124ZM89 124V125H88ZM99 126H98V125ZM184 124V126H182ZM208 124V125H209ZM232 125V126H231ZM88 126V127H87ZM155 126V127H156ZM178 126H179V128H178ZM230 126V127H229ZM148 127H150V128H148ZM177 127V128H176ZM185 127V128H184ZM211 127V126H210ZM101 128V129H100ZM182 128V129H181ZM214 128V127H213ZM224 128H225V130H224ZM232 128V129H233ZM89 130V133L88 132H86V131H88ZM105 131H104V130ZM157 129V128H156ZM179 129H180V131H179ZM187 129V130H186ZM234 129H233V131H234ZM95 130V131H94ZM108 130V131H107ZM144 130H146V131H144ZM152 132H151V131ZM242 130V129H241ZM106 131H107V133H106ZM140 131V132H139ZM148 131V132H147ZM173 131V132H172ZM184 131V132H183ZM191 131H193V133L195 134L194 136H197L198 137V139H197V141H198V143L196 142V145L198 146V144L199 143H203V144H205L206 143V141H207V145L205 144L204 146H206L207 147V151L206 150H204V151H206L204 154H203V156H202V154H201V156L199 155V157H198V161H199V163H198V161H195V164H199L200 166L201 165H203V167H204V165L207 163V165H205L206 167H205V169H203V170H201L200 171V173L199 174H201V175H199L198 177H197V179L199 180V181H201L200 182V184L199 183H196V184H194L196 187H194V190L196 191L195 192V195L197 196V197H195V195H194V197H192V198H188L189 200V204L188 205H184V206H187V207H183V205H182V203L180 202V200L178 199L177 200V198L175 199L173 196H171L170 195V193H169V191H167L165 188H163V186H162V184L160 183V182H158V181H160L159 179L166 173V172H168V171H174V170H177L178 168H180L181 166H183V164H188L187 163V156H185L184 154L183 155H181L180 156V154H179V152H180V150H181V148L180 147H178V144L177 143H179V141L178 140H186V139H188L191 135L193 136V133L191 132ZM208 133H207V132ZM223 131H225V132H223ZM227 131L230 133H232V134H234L235 133V135H232V134H229V133H227ZM94 132H97L98 133V135H97V133H95L93 136H92V134L94 133ZM143 132V133H142ZM149 132H151V133H149ZM182 132V133H181ZM187 132V133H186ZM204 132H205V134H204ZM210 132H212L211 134H209ZM215 132H216V130H215ZM149 133V134H148ZM154 133H156L155 135H154ZM192 133V134H191ZM77 134H79V133H77ZM88 134H90V135H88ZM146 134H147V136H146ZM158 134V135H157ZM175 134V135H174ZM177 134V135H176ZM206 134H209V135H207L208 137H207V139L205 138V141L203 140V137H204V135H206ZM227 135V137H226V135ZM228 134L229 135H231V136H228ZM243 134L245 135V136H243ZM104 135V136H103ZM113 135V136H112ZM162 135V136H161ZM168 135V136H167ZM181 135H183V136H181ZM189 135V136H188ZM238 135H240V138H239V136ZM107 136H109L108 138H107ZM192 136H191V138H192ZM194 136H193V138H194ZM213 137V139H212V137ZM218 136V137H217ZM220 136V137H219ZM235 136V140H234V137ZM242 136V137H241ZM92 137V138H91ZM97 137V138H96ZM102 137V138H101ZM119 138L118 140H117V138ZM187 137V138H186ZM199 137H201L200 139H199ZM206 137V136H205ZM211 137V138H210ZM217 138V140H216V138ZM228 137H230L229 139L230 140H227L228 139ZM245 137V138H244ZM251 137V136H250ZM73 138V137H72ZM81 136H76V139H75V136H74V138H73V140L72 141H74L75 142V144H73V145H75V146H73V145H68V146H70L69 147V149H68V147L66 148V150H62V151H60V152H58L57 154H56V157L59 159H61L62 157H64L65 155H67L69 152H71L72 150H73V148L74 147H77V146H81V144L82 143H80V142H83V141H81ZM84 138L85 139H87L86 141H90V142H86L85 140H84ZM171 138H172V140H171ZM175 138H177V139H175ZM210 138V139H209ZM220 138V139H219ZM239 138V139H238ZM252 138V137H251ZM77 139H78V141H80V142H78L77 141ZM115 139L117 140V141H115ZM144 139H146V140H144ZM209 139V140H208ZM241 139V140H240ZM100 140L102 141V142H100ZM107 140V141H106ZM126 140V141H125ZM143 141V142H141V141ZM201 140V141H200ZM212 140V141H211ZM219 140V141H218ZM225 140V141H224ZM237 140H238V143H237ZM164 141V142H163ZM171 141H172V143H171ZM173 141H175V142H173ZM209 141V142H208ZM210 141H211V143H210ZM233 141V142H232ZM76 142H78V144L79 145H77L76 144ZM92 142H94V143H92ZM103 142H104V144H103ZM116 142V143H115ZM126 142V143H125ZM168 142V143H167ZM177 142V143H176ZM215 142V143H214ZM228 142V143H227ZM242 142H243V144H242ZM91 143V144H90ZM102 143V144H101ZM106 143V144H105ZM137 143H140V145L139 144H137ZM174 143L176 144V146L174 147ZM213 143V144H212ZM232 143V144H231ZM238 145H237V144ZM248 143V142H247ZM101 144V145H100ZM203 144H202V146H203ZM211 144V145H210ZM240 144H242V145H240ZM106 146V147H104V146ZM118 145V146H117ZM143 145H145V146H143ZM157 145V146H156ZM173 145V146H172ZM213 145V146H212ZM218 147H217V146ZM97 146V147H96ZM127 146H128V148H127ZM135 146V147H134ZM154 146H156L155 148H154ZM201 146V145H200ZM201 146V147H202ZM209 146V147H208ZM230 146H231V148H230ZM234 146H236V147H234ZM239 146H241V148L239 149ZM96 147V149L94 150V148ZM116 147V148H115ZM132 147V148H131ZM200 147V148H201ZM205 147V148H206ZM228 147V148H227ZM113 149V150H115V152L117 153V155L118 154H120V157L119 158H117V160H115L114 161V156H111L110 154L111 153H109L110 151H111V149ZM115 148V149H114ZM121 148V149H120ZM150 148V149H149ZM158 150H157V149ZM163 148V149H162ZM175 148H178V149H175ZM203 148V147H202ZM204 148V149H205ZM215 148V149H214ZM247 148H249V149H247ZM70 149H72V150H70ZM98 149V150H97ZM100 149H102V151L100 150ZM128 149V150H127ZM162 149V150H161ZM211 149H213L212 151H211ZM253 149H254V151H255V153L256 154H254L253 152ZM116 150H120L119 151V153H118V151H116ZM157 150V151H156ZM177 150V151H176ZM201 150H203V149H201ZM214 150H216V151H214ZM220 150V151H219ZM224 150V151H223ZM235 150H236V152H235ZM248 150V151H247ZM252 150V151H251ZM69 151V152H68ZM109 151V152H108ZM156 151V152H155ZM227 151H230V152H227ZM233 151V152H232ZM250 151V152H249ZM103 152H104V154H103ZM106 152V153H105ZM107 152L109 153V154H107ZM161 152V153H160ZM166 154H165V153ZM202 152V151H201ZM201 152H199V154L201 153ZM210 152L212 153H215V154H210ZM238 152V153H237ZM248 152V153H247ZM254 154H252V153ZM98 153L99 154H101V155H98ZM126 153V154H125ZM133 153V154H132ZM172 153V154H171ZM181 153V152H180ZM217 153H218V156L219 157H217ZM224 153V154H223ZM231 153V154H230ZM234 153H236V154H234ZM241 153H242V155H241ZM252 154V157L250 156L251 154ZM87 154V155H86ZM123 154V155H122ZM148 154H150V155H148ZM179 154V155H178ZM182 154V153H181ZM247 154V155H246ZM259 154V155H258ZM106 155V156H105ZM108 155H110V156H108ZM134 155V156H133ZM143 155V156H142ZM146 155H147V157H146ZM170 155V156H169ZM175 155V156H174ZM177 155V156H176ZM233 155V156H232ZM256 155V156H255ZM257 155H258V157H257ZM262 155V154H261ZM89 156V157H88ZM124 156V158H122ZM144 156H145V158H144ZM164 156H166L165 158H166V160H165V158H164ZM169 156V157H168ZM209 156H211V157H209ZM215 156V157H214ZM222 156V157H221ZM238 156V157H237ZM244 156H245V158H244ZM254 156V157H253ZM97 157H98V159H97ZM106 157V158H105ZM141 157V158H140ZM163 157V158H162ZM221 157V158H220ZM228 157V158H227ZM234 157H237V158H234ZM240 157H242V158H240ZM248 157V158H247ZM88 158V162H87V159ZM94 158V159H93ZM105 158V159H104ZM109 158H110V160H109ZM112 158V159H111ZM140 158V159H139ZM144 158V159H143ZM167 158H170V160L168 161L167 160ZM219 158V159H218ZM251 158V159H250ZM122 159V160H121ZM123 159H124V161H123ZM133 159V160H132ZM206 159H207V161H206ZM214 159V160H213ZM229 161H228V160ZM241 159V160H240ZM248 159H249V161H248ZM257 159H259V163H260V165H259V163H258V160ZM80 160V161H81ZM96 160V161H95ZM98 160V161H97ZM125 160H127V161H125ZM184 160V161H183ZM200 160H201V163H200ZM218 160V161H217ZM243 160V161H242ZM245 160H247V161H245ZM253 160H254V162H256L257 161V163L258 164H255L254 162H253ZM95 161V162H94ZM123 161V163H121ZM148 161V162H147ZM150 161V162H149ZM173 161V162H172ZM203 161H205V162H203ZM252 161V162H251ZM99 162V163H98ZM110 162V163H109ZM114 164H113V163ZM117 162V163H116ZM121 164H120V163ZM131 162V163H130ZM144 162V163H143ZM185 162V163H184ZM211 162V163H210ZM218 162V163H217ZM222 162V163H221ZM229 162H230V166H227V164L226 163H228V165H229ZM243 164H242V163ZM246 162H247V164H248V166H246L247 164H246ZM262 162V161H261ZM83 163H81V164H83ZM93 163V164H92ZM97 163V165L95 166V164ZM130 163V164H129ZM158 163V164H157ZM210 163V164H209ZM220 163L221 164H223V166L221 167L220 166ZM252 163V164H251ZM253 163H254V167L252 166L253 165ZM59 164H64V161H62V162H60ZM104 164V165H103ZM107 164V165H106ZM134 164V165H133ZM209 164V165H208ZM237 164V165H236ZM251 164V165H250ZM83 165V166H84ZM105 165H106V169L107 170H105ZM124 165V166H123ZM136 165V166H135ZM141 165V166H140ZM143 165V166H142ZM148 165V166H147ZM236 167V169H235V167ZM122 166V167H121ZM161 166V167H160ZM178 166V167H177ZM240 166V167H239ZM244 166H246V167H244ZM264 166V165H263ZM262 166V167H263ZM93 167V168H92ZM100 167V168H99ZM130 167V168H129ZM150 167V168H149ZM160 167V168H159ZM213 167H214V169H213ZM218 167V168H217ZM226 167H227V170L229 169V168H231V167H233L232 169H229V170H232L231 172L230 171H227L226 170ZM250 167H252V168H250ZM95 168L97 169V170H95ZM121 168H122V170H121ZM128 168V169H127ZM141 168V169H140ZM152 168V169H151ZM155 168V169H154ZM240 170H239V169ZM254 168H256L254 171H256V173H254V171H253V169ZM261 168V167H260ZM100 169V170H99ZM102 169V170H101ZM105 171H104V170ZM120 169V170H119ZM132 169H134V171L132 170ZM164 169V170H163ZM167 169V170H166ZM208 169H211V170H208ZM217 169V170H216ZM233 169H234V171H233ZM246 171H245V170ZM262 169V168H261ZM114 170H116V172L113 171ZM130 170V171H129ZM137 170H138V172H137ZM155 170V171H154ZM163 170V171H162ZM223 170H225V171H223ZM244 170V171H243ZM251 170V171H250ZM263 171H264V169H262ZM97 171H98V174H96L97 173ZM99 171H100V173H99ZM107 171V172H106ZM132 171V172H131ZM144 171V172H143ZM154 171V172H153ZM161 171V173L160 174H157V173H159ZM211 171V172H210ZM240 171V172H239ZM249 171V172H248ZM258 171V172H257ZM108 172H109V174H108ZM118 172V176L116 175V173ZM125 172V173H124ZM148 172V173H147ZM151 172H153L152 174H150ZM156 172V173H155ZM222 172H223V174H222ZM224 172H226V174H224ZM228 172H230V173H228ZM244 173V175H243V173ZM253 172V173H252ZM108 175H107V174ZM137 173V174H136ZM138 173H139V175H138ZM208 173V174H207ZM212 173V174H211ZM260 173V174H259ZM263 173V172H262ZM130 174V176L128 177V175ZM161 174H162V176H161ZM206 174V175H205ZM211 176H210V175ZM221 174V175H220ZM239 174V175H238ZM110 175V176H109ZM112 175H114V176H112ZM121 175V176H120ZM125 175V176H124ZM153 175V176H152ZM158 175H160L161 177H159V179L157 180L156 179V181H154V179H152V178H155V177H158ZM216 175V176H215ZM219 177H218V176ZM224 175V176H223ZM228 175V176H227ZM236 175V176H235ZM247 175V176H246ZM141 176V177H140ZM145 176V177H144ZM147 176V177H146ZM229 176H231V177H229ZM233 176H235V177H237V178H235V177H233ZM238 176H239V178H238ZM241 176H242V178H241ZM253 176V177H252ZM114 177V178H113ZM118 177V178H117ZM120 177V178H119ZM131 177V178H130ZM210 177H212V178H210ZM215 177V178H214ZM217 177V178H216ZM222 177H223V179H222ZM229 178L230 180H234L233 182H231L230 181V183L229 184H231V185H229V184H227V185H225L227 182H229V181H226L225 183H224V179H226V178ZM250 177V178H249ZM129 178V179H128ZM136 178V179H135ZM141 178H143V180H141ZM146 178V179H145ZM150 178V179H149ZM214 178V179H213ZM221 178V179H220ZM228 178H227V180H228ZM232 178V179H231ZM233 178H235V179H233ZM255 178V180H253ZM126 179V180H125ZM135 179V180H134ZM140 179V180H139ZM145 179V180H144ZM149 179V180H148ZM215 179H218V180H215ZM239 179H241V182L239 183L237 180H239ZM246 179V180H245ZM252 179V180H251ZM257 179V180H256ZM120 181V184H119V181ZM124 180V181H123ZM132 180V181H131ZM133 180H134V182H133ZM204 180V181H203ZM206 180H207V182H206ZM215 180V181H214ZM220 180H221V182H220ZM250 180H251V182H250ZM260 180V181H259ZM122 181V182H121ZM128 181V182H127ZM148 181V182H147ZM245 181V182H244ZM254 181H255V184H253L254 183ZM117 182V183H116ZM137 182V183H136ZM143 182V183H142ZM146 182L148 183V186L146 185ZM215 182V183H214ZM224 183L223 185H225V187H223L222 185L220 186L219 184L220 183ZM234 182H236V184H238L239 185V187L241 188L240 190H237L238 188L237 187H235L236 185H234L233 183ZM257 182H258V184H257ZM115 183V184H114ZM126 183V184H125ZM131 183H134L133 184V187L131 188V186H132V184ZM156 183H158V184H156ZM160 183V184H159ZM203 183V185H201ZM241 183H244V184H241ZM261 185H260V184ZM108 184H110V188H109V186H108ZM117 184H118V186H117ZM123 184H125V185H123ZM256 184L258 185V187L256 186ZM263 184V185H262ZM119 185H121V186H123V187H119ZM129 185V186H128ZM136 186V188H135V186ZM145 185V186H144ZM159 185V186H158ZM162 187H161V186ZM200 185V186H199ZM216 185V186H215ZM217 185H218V187H217ZM229 185V186H228ZM248 185H249V187H248ZM125 186V187H124ZM139 186H141V188L139 187ZM142 186H144V187H142ZM198 186V187H197ZM203 186V187H202ZM213 186V187H212ZM220 186V187H219ZM227 186H228V188L230 187V186H234L233 188L232 187H230V190H233V189H235L236 188V190H233V191H235V192H233V193H237L238 194V192L237 191H239V192H244L245 193V191H242V188H245V187H247V189H245V190H247L248 191V193H249V197H248V195H247V197H248V199L250 200V202L251 203H246L247 201H248V199L247 198H245L246 197V195L244 194L243 196H245V197H243L242 195H240L241 196V198L239 197V196H237V194H236V197H238V198H240V199H238V198H234V199H232V197H235V196H233L232 194H228L227 192H228V190H227V192H226V190L225 189H228L227 188ZM252 186V187H251ZM255 186V187H254ZM113 187V188H112ZM122 188V192H121V189H119V188ZM157 187V188H156ZM205 187V188H204ZM118 190V193H116L117 192V190ZM131 188V189H130ZM218 190H217V189ZM261 190H260V189ZM115 189V191L116 192H113V190ZM124 189V190H123ZM126 189H128V190H126ZM138 189H141V190H138ZM144 191H143V190ZM145 189H147L146 191H145ZM162 189H163V191H162ZM165 189V190H164ZM196 189H198V190H196ZM200 189V190H199ZM213 189V190H212ZM256 189H258V191L256 190ZM134 190V191H133ZM202 190H204V191H202ZM225 190V191H224ZM229 190V191H230ZM126 191V192H125ZM128 191V192H127ZM131 191V192H130ZM167 191V192H166ZM205 191H207V192H205ZM209 191V192H208ZM219 191H221V192H219ZM226 192L225 193V195H229V197L230 196H232L231 198H226L225 200H227V201H225L224 199H222V200H220L221 199V197L220 196H223L224 194V192ZM246 191V192H247ZM23 192H25V193H23ZM133 192V193H132ZM137 194V196H135V193ZM143 192V193H142ZM144 192H146L145 194H144ZM165 192V193H164ZM197 192H199V193H197ZM200 192L203 194V195H201L200 194ZM220 193V196L218 197V195L216 194V193ZM230 192H232V191H230ZM229 192V193H230ZM116 193V194H115ZM121 193V194H120ZM164 193V194H163ZM167 193V194H166ZM207 195H206V194ZM214 193V195H216V197H218V199H219V201H217V199H216V197L214 198V195H212ZM260 193V194H259ZM263 193V194H262ZM23 195L24 196V198H23V196H20V197H17L14 201H12L11 203H10V205H12L15 201H17V200H19V203L17 202V204H16V202L14 203V205L16 204V206L17 205H19V207H18V209H17V207L16 206H14V207H16V211L14 210L15 208L14 207H12V209L8 212L9 213V215H8V213L6 212V213H2V215H1V217H0V231L2 230L1 229V225H2V228L4 227L5 228V225H6V229H7V232H5V231H1L0 232V252L2 253H0V258L2 259V261L0 260V264H2L3 262H5L6 264H22L21 262L23 261V260H21V262H18L17 260L19 259V258H22V259H24V258H26V261H27V258L28 259H30L31 260V262H34V257H35V259H37V262H38V260H39V257H42V261L41 260H39V262L38 263H36V264H39V263H43V262H46L45 264H47V262H48V264H53V262H54V264H70V259H69V257H68V255H67V253L64 251V248L61 246L60 248H59V246L61 245V243H60V241L57 239V237H56V235H54V232L52 231V228H51V226H50V224L49 223H47L48 222V218H47V221L45 220L46 219V216H45V218H44V215H45V213H46V210H45V208L43 207V205L41 204V206L39 205V204H37V206L39 205L40 207H37L36 206V202L35 201H32L33 200V197L31 196V195H29L28 194V192H26L25 190H23V189H21L20 191H19V195ZM121 195V197L123 198H121L120 197V195ZM143 194V195H142ZM163 194V195H162ZM221 194H223V195H221ZM18 195V196H19ZM28 196V197H26V196ZM116 195H118V197L116 196ZM129 195H130V197L131 198H129ZM134 195V196H133ZM199 195L200 196H202L201 198L202 199H200L199 198ZM205 195V196H204ZM224 195V196H225ZM235 195V194H234ZM113 196H116V197H113ZM143 196V197H142ZM212 196V197H211ZM252 196V197H251ZM31 197H32V200H31ZM112 197V198H111ZM142 197V198H141ZM168 197V198H167ZM171 197V198H170ZM205 197H206V199H205ZM261 197V198H260ZM113 198H114V200H115V198H116V200L119 202V203H121V205L120 204H118L117 206H115L114 207V205H116L117 203H116V201L114 202V200H113ZM196 198H198V199H196ZM209 198V199H208ZM214 198V199H213ZM261 200H260V199ZM26 199H28V200H26ZM113 200V201H111V200ZM173 199V200H172ZM194 199V200H193ZM213 201H212V200ZM215 199H216V203H214L215 202ZM253 199V200H252ZM47 201H48V199H46ZM132 200H134V201H132ZM150 200H152V202L150 201ZM196 200V201H195ZM199 200H201V201H199ZM223 200H224V202H225V205H227V207L225 206V205H223L224 204V202H223ZM232 200V201H231ZM241 200V201H240ZM252 200V201H251ZM46 201V202H47ZM137 201V202H136ZM174 201V202H173ZM176 201H178V202H176ZM195 201V202H194ZM199 201V202H198ZM205 201V202H204ZM240 203H239V202ZM254 201V202H253ZM32 202H34V203H31ZM112 202V203H111ZM142 204H141V203ZM180 202V203H179ZM193 202H194V204H193ZM198 202V203H197ZM218 202H220V204L218 203ZM221 202H223V203H221ZM253 202V203H252ZM26 203V204H25ZM30 203V204H29ZM45 203V202H44ZM133 203H135V204H133ZM175 203V204H174ZM179 203V204H178ZM193 204V205H195V206H193V205H191V204ZM208 203V204H207ZM218 203V204H217ZM244 203L246 204V205H244ZM29 204V205H28ZM34 204V205H33ZM123 204H125V205H123ZM131 204V205H130ZM149 204H150V206H149ZM170 204V205H169ZM178 204V205H177ZM207 204V205H206ZM217 204V205H216ZM222 204V205H221ZM251 204V205H250ZM253 204H255V205H253ZM258 204V205H257ZM26 205H28V209L26 208ZM33 207H32V206ZM111 205V206H110ZM174 207H173V206ZM180 205H182V206H180ZM198 207H197V206ZM203 205V206H202ZM13 206V205H12ZM106 206V205H105ZM121 208H120V207ZM125 206V207H124ZM141 206V207H140ZM146 206V207H145ZM149 206V207H148ZM175 206H177V207H175ZM206 206V207H205ZM214 206V207H213ZM216 206H218V208L216 207ZM23 207H25L26 209H27V211L25 210V208H23ZM29 207H30V209H33L32 211L31 210H29ZM32 207V208H31ZM37 207V208H36ZM171 207V208H170ZM181 207H183V208H181ZM190 207V208H189ZM193 207V208H192ZM200 207H201V209H200ZM216 207V208H215ZM224 207H226V208H224ZM258 207V208H257ZM42 210H41V209ZM112 208H114V209H112ZM120 208V210H118ZM123 208V209H122ZM145 208V209H144ZM147 208V209H146ZM174 208H176V209H174ZM181 208V209H180ZM196 208H197V210H196ZM199 208V209H198ZM208 208H209V210H208ZM229 208V209H228ZM244 208H246V210L244 209ZM21 209V210H20ZM37 209V210H36ZM137 209V210H136ZM188 209V210H187ZM193 209V210H192ZM203 209V210H202ZM218 209V210H217ZM250 209V210H249ZM19 210V211H18ZM136 210V211H135ZM146 210V211H145ZM148 210V211H147ZM171 210V211H170ZM177 210V211H176ZM247 211V213H243V211ZM249 210V211H248ZM263 210V211H262ZM29 211V213H27ZM36 211V212H35ZM38 211H39V213H38ZM42 211L44 212L43 214H42ZM126 211V212H125ZM171 212V214H173L174 215V217H173V215H170V213H168V212ZM175 211V212H174ZM179 211V212H178ZM192 211V212H191ZM204 212V213H202V212ZM209 211V212H208ZM215 211H217V213L215 212ZM21 214H20V213ZM24 212H25V214H24ZM34 213V215H32V213ZM190 212V213H189ZM206 212V213H205ZM213 212L215 213V214H213ZM220 212V213H219ZM222 212V213H221ZM263 212V213H262ZM148 213V214H147ZM152 213V214H151ZM161 213H163V211L161 212ZM180 215H179V214ZM195 213H197V214H195ZM226 213H228V214H226ZM251 213H253L252 215H251ZM3 214H5V215H3ZM170 215V217H172L171 219L169 218V216L168 215ZM204 214V215H203ZM210 216H209V215ZM221 214V215H220ZM21 215V216H20ZM40 215V216H39ZM167 215V216H166ZM182 215V216H181ZM213 215V216H212ZM214 215H215V217H214ZM219 215V216H218ZM223 215H225V220H226V223L227 224H225L224 223V226H226V228H228L227 226L228 225H231V223H232V225L230 226V228L228 229L229 231L230 230H232L231 232H228V230L226 229L225 230V227H224V229L222 228V225H219V224H222L223 222H221L220 220H221V218L219 219V217H222ZM232 215V216H231ZM254 215V216H253ZM259 216L260 217V219H259V217L256 219V217L255 216ZM263 215V216H262ZM14 216V217H13ZM26 216V217H25ZM28 216V217H27ZM196 216H197V218H196ZM199 216V217H198ZM217 216H218V218H217ZM226 216H227V219H226ZM252 216V217H251ZM20 217V218H19ZM21 217H23V218H21ZM30 217V218H29ZM37 217V218H36ZM149 217V216H148ZM177 217V218H176ZM207 217V218H206ZM213 217V218H212ZM229 217V218H228ZM7 218V219H6ZM25 218V219H24ZM27 218V219H26ZM29 218V219H28ZM181 218V219H180ZM215 218V219H214ZM23 220V222H22V220ZM31 219V220H30ZM169 219V221H170V224H169V221H167ZM173 219V220H172ZM178 219V220H177ZM179 219H180V221H179ZM211 219H213V220H211ZM217 219H219V220H217ZM232 219V220H231ZM262 219V223L260 222V220ZM21 220V221H20ZM24 220H25V222H24ZM36 221V222H34L35 224H34V226H35V228H34V226H32L31 227V223L30 224H28L27 225V222L26 221ZM176 220V221H175ZM212 221V223L210 224V221ZM215 220V221H214ZM39 221V222H38ZM163 221V222H162ZM167 221V222H166ZM206 221H208L207 223H206ZM228 221H230V222H228ZM191 222V223H190ZM217 222H218V225H217ZM2 223V224H1ZM3 223H5L4 224V226H3ZM8 223V224H7ZM38 223V224H37ZM156 223V224H155ZM162 223V224H161ZM165 223H167V224H165ZM173 223V224H172ZM179 223V224H178ZM183 223V224H182ZM209 223V224H208ZM252 223H254V224H252ZM25 224V225H24ZM176 224V226H174ZM190 224V225H189ZM11 225V226H10ZM160 225V226H159ZM167 225V226H166ZM171 225H172V230H171ZM177 225H179V227L177 226ZM181 225V226H180ZM188 227H187V226ZM209 225V226H208ZM215 225V226H214ZM242 225H244V226H242ZM14 226H15V228H14ZM29 226L31 227L30 229H28L29 228ZM207 226L209 227V228H207ZM211 226H213V227H211ZM221 228H220V227ZM234 226V227H233ZM25 227V228H24ZM39 227V229L41 230H39V229H37V231H34V230H36V228H38ZM178 227V228H177ZM214 227H215V229H214ZM236 227V228H235ZM241 227H242V229L243 230H241ZM246 227V228H245ZM166 228V229H165ZM169 228V229H168ZM187 228V229H186ZM213 228V229H212ZM220 228V229H219ZM232 228H234V229H232ZM240 228V229H239ZM245 228V229H244ZM5 229V230H6ZM14 229H15V233H14ZM186 229V230H185ZM209 229V230H208ZM223 229V230H222ZM19 230V231H18ZM31 230V231H30ZM171 230V231H170ZM212 230V231H211ZM220 230V231H219ZM236 230V231H235ZM9 231V232H8ZM34 231V232H33ZM38 231H40V232H38ZM206 231H207V233H206ZM224 231V232H223ZM225 231H227L226 233H228V235H227V237L225 236ZM234 231H235V233H234ZM23 232V233H22ZM36 232H38V233H36ZM42 232V233H41ZM152 232V233H151ZM167 232H172V233H167ZM2 233H3V236H2ZM5 233H6V235H5ZM17 233V234H16ZM33 234V235H32ZM53 234V235H52ZM152 234V235H151ZM173 234V235H172ZM210 234V235H209ZM221 234V235H220ZM223 234H224V236H223ZM230 234V235H229ZM14 237H12V236ZM16 235V236H15ZM21 235V236H20ZM39 235V236H38ZM40 235H41V237H40ZM198 235V236H197ZM212 235V236H211ZM219 235V237H217ZM26 236V237H25ZM50 236V237H49ZM153 236H154V238H153ZM176 238H175V237ZM222 236V237H221ZM38 237V238H37ZM163 237V238H162ZM192 237H193V239H192ZM195 237V238H194ZM202 237V238H201ZM214 237H215V239H214ZM225 237V238H224ZM28 238V239H27ZM40 238V239H39ZM45 240H44V239ZM196 238H198V239H196ZM9 239V240H8ZM32 239V240H31ZM47 239H48V241L50 242H48L47 241ZM153 239V240H152ZM176 239V240H175ZM196 239V240H195ZM200 239V240H199ZM202 239V240H201ZM216 239H217V241H216ZM39 240H41V241H39ZM44 240V241H43ZM143 240H145V241H143ZM204 240V241H203ZM224 240V241H223ZM21 241V242H20ZM27 241V242H26ZM41 242V250H40V252L41 253H39L40 255H39V257H37V253H35V254H33L32 252H30L31 254H29L28 253V255H25V253H27L28 252V249H29V247L30 248H33L36 244H38L39 242ZM150 241H151V243H150ZM154 243H153V242ZM202 241V242H201ZM214 241V242H213ZM219 241V242H218ZM221 241V242H220ZM12 242V243H11ZM18 242H20V243H18ZM45 242H48L49 244H47V246H50V248L47 250L48 252V254L45 252L46 251V249H47V247H46V249H45V247H44V245L46 246V244H45ZM140 242H142V243H145V244H142V243H140ZM195 242V243H194ZM200 242V243H199ZM204 242V243H203ZM206 242V243H205ZM33 243H34V245H33ZM42 243H44L43 245H42ZM54 243V244H53ZM153 243V244H152ZM180 243V244H179ZM196 243H197V248L196 249H198V248H201L200 250L198 249L197 250V252H196V249H195V247H196ZM201 243H203L202 245H201ZM217 243V244H216ZM226 245H225V244ZM11 244V245H10ZM28 244V245H27ZM142 244V245H141ZM150 244V245H149ZM155 244V245H154ZM174 245V246H172L171 247V245ZM177 244V245H176ZM195 246H194V245ZM16 245H18V246H16ZM38 245H40V244H38ZM141 245V246H140ZM144 245V246H143ZM163 245V246H162ZM190 245V246H189ZM207 245V246H206ZM212 245V246H211ZM214 245V246H213ZM22 246V247H21ZM25 246H26V248H25ZM149 246V247H148ZM155 246H157V247H155ZM178 246V247H177ZM186 246H187V248H186ZM203 246V247H202ZM11 247V248H10ZM15 247V248H14ZM19 247H21V248H19ZM54 247V248H53ZM58 247V248H57ZM135 247V248H134ZM138 247V248H137ZM142 247V248H141ZM144 247V248H143ZM207 248V250H206V248ZM210 247H212V249L210 250L209 248ZM57 248V249H56ZM172 248V249H171ZM177 248H178V250H177ZM184 248V249H183ZM191 249L190 251H189V249ZM44 249H45V251H44ZM52 249V250H51ZM126 249V248H125ZM139 249V250H138ZM142 251H141V250ZM156 249H158V250H156ZM208 249H209V251H211L212 252V250L213 249H215V250H213V252L212 253H210L209 251H208ZM218 249V250H217ZM224 249L226 250V251H224ZM7 250H10L9 252L7 251ZM27 250V251H26ZM59 250V251H58ZM143 250H146V251H143ZM177 250V252H175V251ZM193 250H194V252H193ZM26 251V252H25ZM55 251V252H54ZM131 251V252H130ZM158 253H157V252ZM167 251V252H166ZM174 251V252H173ZM182 251H183V253H182ZM188 251V252H187ZM192 251V252H191ZM208 251V252H207ZM227 251H229L228 253H226ZM19 252V253H18ZM43 252V253H42ZM64 252V253H63ZM122 252H124V253H122ZM129 252V253H128ZM137 252V253H136ZM145 252V253H144ZM148 252V253H147ZM154 252V253H153ZM165 252V253H164ZM206 252V253H205ZM244 252H245V254H244ZM18 253V254H17ZM57 253V254H56ZM131 253V254H130ZM133 253V254H132ZM142 253H143V255H142ZM196 253V254H195ZM198 253V254H197ZM222 253V254H221ZM233 253V254H232ZM236 253V252H235ZM4 254V255H3ZM8 254V255H7ZM33 254V256H29V255H32ZM127 254H129V255H127ZM156 254H157V256H156ZM159 254V255H158ZM185 254H188V255H185ZM191 254L193 255V254H195V255H193V257H195V258H193L192 256H191ZM205 254H206V256L208 257V258H206V256H205ZM208 254H210V255H208ZM42 255V256H41ZM63 255V256H62ZM67 255V256H66ZM137 255H139V256H137ZM169 255H171V256H169ZM201 255V256H200ZM227 255H229V256H227ZM58 256V259H56V257ZM125 256V257H124ZM128 256H131L132 257V259L130 258V257H128ZM134 256V257H133ZM148 256V257H147ZM155 256H156V259H155ZM176 256V257H175ZM182 256V257H181ZM186 256L187 257H189V258H186ZM231 256H233V257H231ZM24 257V258H23ZM37 257V258H36ZM47 257V258H46ZM68 257V258H67ZM129 258V261H128V258ZM152 257H154V258H152ZM166 257V258H165ZM168 257V258H167ZM175 257V258H174ZM191 257V258H190ZM200 257V258H199ZM223 257V258H222ZM230 257V258H229ZM4 258V259H3ZM62 258V259H61ZM88 258V260L90 261H88L86 258H84V259H86V262L89 264V263H92V257L90 256V257H87ZM123 258V259H122ZM150 258H151V260L152 261H150ZM179 258H181L180 260H179ZM7 259V260H6ZM16 259V260H15ZM32 259H33V261H32ZM50 259H53V261H51ZM131 259V260H130ZM135 259H138V260H135ZM164 259H166V262H163V261H165ZM168 259H170V261L172 262V263H170V261L168 260ZM174 259V260H173ZM183 259V260H182ZM189 259H190V263H189ZM194 259V260H193ZM198 259V260H197ZM200 259V260H199ZM203 259V260H204ZM207 259H208V261H207ZM4 260V261H3ZM48 260V261H47ZM19 261H20V259H19ZM127 261V262H126ZM134 263H133V262ZM156 263H155V262ZM183 263H182V262ZM12 262V263H11ZM84 263V264H87V263ZM178 262V263H177ZM5 263H3V264H5ZM24 264H25V261H24ZM145 264V263H144Z\"/></svg>",
	"mask_w": 264,
	"mask_h": 264
}]
</instances>
